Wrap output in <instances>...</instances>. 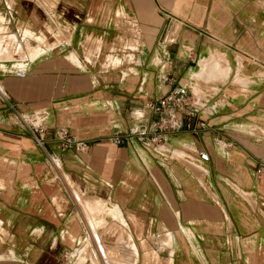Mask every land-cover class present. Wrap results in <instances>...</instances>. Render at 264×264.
Instances as JSON below:
<instances>
[{"label": "crops", "instance_id": "1", "mask_svg": "<svg viewBox=\"0 0 264 264\" xmlns=\"http://www.w3.org/2000/svg\"><path fill=\"white\" fill-rule=\"evenodd\" d=\"M49 1L63 6L53 19L79 30L76 44L101 43L82 58H39L43 48L28 46L33 58L6 59L23 29L8 31L17 10L0 0V264H264V0ZM138 35V45L118 40ZM110 44L134 58L106 57L104 68ZM175 85L205 102L192 119L205 128L187 125L162 152L110 141L150 125L148 102ZM29 116L46 125L44 146ZM61 126L89 150L63 148ZM111 223L118 235L104 233Z\"/></svg>", "mask_w": 264, "mask_h": 264}, {"label": "built area", "instance_id": "2", "mask_svg": "<svg viewBox=\"0 0 264 264\" xmlns=\"http://www.w3.org/2000/svg\"><path fill=\"white\" fill-rule=\"evenodd\" d=\"M15 74L23 76L25 69H16ZM203 100L197 98L186 85H175L163 96L154 101L148 102V107L157 118L148 126L135 125L127 132H116L109 139L115 144H123L134 138L139 139L144 146H151L153 150L162 152L173 134L179 133L187 125L192 131H198L206 127L204 120L193 124L192 119L197 117L205 106ZM215 105L211 107L213 110ZM190 119L191 121H186ZM24 124L30 126L34 139L40 146L46 142L47 127L38 117H24ZM57 139L65 149H74L76 152H87L89 142L73 134L68 127L61 126L56 130ZM202 161L209 160L208 152L199 153Z\"/></svg>", "mask_w": 264, "mask_h": 264}, {"label": "rangeland", "instance_id": "3", "mask_svg": "<svg viewBox=\"0 0 264 264\" xmlns=\"http://www.w3.org/2000/svg\"><path fill=\"white\" fill-rule=\"evenodd\" d=\"M20 1L22 0H10V2L12 3V10H17V16L16 14L13 13L14 15V19H16L15 21H11V23L8 26V31L10 32H14L16 27H19L20 30H22V34L17 35L18 39L20 41V43L22 44V46L20 47V49L18 50V52H14L13 50H10L8 52V54H5L4 57L6 59H13V58H27V59H31L33 58L35 55L34 53L32 54V52L28 51V46H38V47H42L43 48V52L41 53V55L39 56V58H45V57H50V56H62V58H65V56H67L69 53H71V51H76V53L79 55L80 58L83 57V55L87 56V50L86 47L88 44H94L95 41H98L99 43H101L100 40H97V37H93V39L90 38L89 41H91L90 43H88V37H83L81 44H76L74 41V36L76 33H78L79 30H75V33L73 32V30L71 29L70 25H65L64 20L61 19H53L51 17V9L54 7L57 8L58 10H63V6L62 3H55V2H50L49 0H38L37 2L32 1V0H23V6L22 4H20ZM22 7H21V6ZM21 8V10L19 9ZM35 8V10L33 11V9ZM114 10V9H113ZM112 10V11H113ZM58 14V13H57ZM56 14V15H57ZM16 16V17H15ZM115 16V14H114ZM124 16V15H122ZM72 18L75 19L74 15H72ZM2 18H0L1 20ZM73 20V19H72ZM67 21H71V19H68ZM114 21L116 22V17H114ZM118 23L120 24V28L122 30H127V32L130 33L132 25L130 23H128V21H132V20H117ZM80 28V25H79ZM137 29V31L140 32L139 27L136 26L135 27ZM25 29H28L31 35L25 34ZM46 32V34L48 33V35H50V37L46 38L45 42H40L37 41L35 39L36 35H42V33ZM73 32V34H72ZM139 32H137V34H139ZM73 35V41H71V36ZM92 37V36H91ZM13 39V37H12ZM118 40H120V42L122 43V45H126L129 43L130 45H133V43H136L137 45L141 42L140 41V37L139 35L137 36V40H129L127 42H125V37L124 38H118ZM71 41V45H69ZM48 43L51 42H56L55 43V47L51 48L48 45H46ZM111 46L115 48V52H110L106 51V52H101V56L99 58V61L102 62L104 64V68H110L111 65H108L105 63V58L108 57V62L109 64L114 65L116 63V59L120 60V63L122 62L121 59H123L125 62L129 61V59H133L134 55L130 52H118V50L116 49L117 46L116 44H110L108 46V48L110 49ZM15 48V46H14ZM109 53H112L113 55H115L116 57L113 56H107ZM121 53V54H119ZM127 54H129V57L127 56ZM28 55H31V58L28 57ZM121 57V59L119 58ZM92 58V57H91ZM130 60V61H131ZM129 61V62H130ZM29 62V61H28ZM116 66V65H115ZM196 88H194L195 90ZM195 92H198V90L196 89ZM120 229H122L121 227L117 226L115 223H111L110 226H107L103 231L105 232H109L108 235H112V232L114 233H119ZM5 237H3V239L5 240ZM116 237H114L115 239ZM113 247H110L113 250V255L116 256V261H118L119 259H121L123 257V252L120 249V244L119 241L116 238V242L113 244ZM127 247V246H126ZM73 257H75V255H73ZM84 259L80 258L77 261L78 263H81ZM135 261L131 262L132 264H134Z\"/></svg>", "mask_w": 264, "mask_h": 264}, {"label": "bare ground", "instance_id": "4", "mask_svg": "<svg viewBox=\"0 0 264 264\" xmlns=\"http://www.w3.org/2000/svg\"><path fill=\"white\" fill-rule=\"evenodd\" d=\"M213 64V63H212ZM212 68V67H211ZM207 72V71H206ZM211 72V71H210ZM204 74V73H203ZM208 74V73H207ZM215 74V73H214ZM210 75H208V77H209ZM202 77V76H201ZM212 77V74H211V76L209 77V78H211ZM215 77V76H214ZM205 79L206 80H208L206 77H205ZM204 80V79H203ZM205 81V80H204ZM210 81V80H209Z\"/></svg>", "mask_w": 264, "mask_h": 264}]
</instances>
